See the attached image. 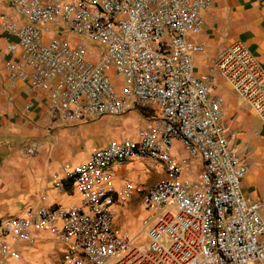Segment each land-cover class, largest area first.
Here are the masks:
<instances>
[{"label": "built area", "instance_id": "built-area-1", "mask_svg": "<svg viewBox=\"0 0 264 264\" xmlns=\"http://www.w3.org/2000/svg\"><path fill=\"white\" fill-rule=\"evenodd\" d=\"M7 2L29 18L8 25L24 58L7 62L9 78L46 90L55 118L134 116L136 107L158 113L138 124L136 137L111 138L67 170L78 203L5 218L0 264H28L18 245L32 247L44 231L64 247L61 264H264V197L244 190L246 163L232 143L240 127L225 125L224 97L212 94L214 77L196 73V55L205 45L194 37L205 26L210 1ZM214 66L264 126L259 58L238 41ZM28 151L36 154L37 145ZM131 158L158 162L165 177L150 186L129 179L116 184V169ZM137 197L146 214L133 234L115 220L117 208ZM141 234L146 245L137 243Z\"/></svg>", "mask_w": 264, "mask_h": 264}, {"label": "crops", "instance_id": "crops-1", "mask_svg": "<svg viewBox=\"0 0 264 264\" xmlns=\"http://www.w3.org/2000/svg\"><path fill=\"white\" fill-rule=\"evenodd\" d=\"M209 1L210 7L204 11L205 26L194 37L205 45V51L196 55V73L214 77L212 94L224 97L225 125L230 130L240 127L232 143L250 169V174L243 179L244 190L254 197H264V182L257 175L258 171H264V165L259 167L264 162V156H261L264 154V126L214 66L218 55L238 41L244 42L264 66V0ZM28 21V16L13 10L7 0H0V226L5 218L22 216L31 208L42 205L59 208L78 203L80 192L68 177L67 170L85 162L95 149L107 144L111 138L136 137L138 124H145L158 113L157 108L149 107L143 110V115L134 111V116L125 113L68 122L55 118L46 90L33 88L29 81L13 82L9 78L7 62L22 64L24 58L23 50L18 46L19 37L8 25L20 26ZM54 35V31L49 32L48 40ZM13 45H16L15 52L10 50ZM111 118L114 124L108 130L107 138L95 147L93 140L85 134L86 125ZM34 144L37 153L31 155L28 147ZM136 161L131 158L116 169V184L126 179L146 181L151 178L147 169H142L143 164ZM156 167L158 181L165 177V170L159 163ZM56 179L63 181L62 190L56 187ZM117 210L116 227L136 234L140 220L146 214L141 199L137 197ZM18 248L27 257L28 264L62 262L64 247L49 231L42 232L32 247L21 243ZM9 264L20 263L13 260Z\"/></svg>", "mask_w": 264, "mask_h": 264}, {"label": "rangeland", "instance_id": "rangeland-1", "mask_svg": "<svg viewBox=\"0 0 264 264\" xmlns=\"http://www.w3.org/2000/svg\"><path fill=\"white\" fill-rule=\"evenodd\" d=\"M64 33L67 36L72 37L73 42L77 41V37L73 33L69 32V31H65ZM94 44H95L94 42H89L90 46L94 45ZM143 110H145V108H140V107L133 108V111H136L137 113H141L142 115H143ZM113 124H114V120L112 118L110 120L101 119V120H97V121H94V122L91 121L90 124L86 125L85 134L88 136L89 139L93 140V143H94L93 145H95V147H98L107 138V132H108L109 129H111L113 127ZM261 156H264V154L262 153ZM136 160H137L136 161L137 163L143 164L142 166H144V167H142V169H144V170L147 169V171H148L149 175L151 176V178L146 180V181L138 180V179L136 181H133V179H132V181L136 182L138 185H143V186L153 185L155 183V181L158 179L157 178L158 177V174H157L158 169L156 167V166H158V163L156 161H154V160H151V159L136 158ZM243 160L246 161L245 158H243ZM261 165H264V162L261 163L259 165V167ZM249 174H250V169L248 167L247 168V173H246L245 176H248ZM139 175H142V173L139 172ZM257 175H258V178L264 182V171H258ZM262 213L264 215V210H263ZM137 243H139L141 245H146L147 244L146 236L144 234H141L139 236L138 240H137Z\"/></svg>", "mask_w": 264, "mask_h": 264}]
</instances>
